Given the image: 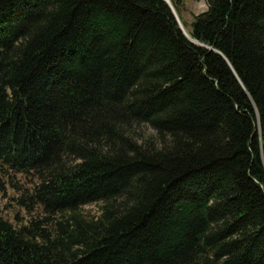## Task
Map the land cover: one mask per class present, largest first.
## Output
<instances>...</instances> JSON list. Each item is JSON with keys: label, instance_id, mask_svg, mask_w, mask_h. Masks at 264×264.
Returning <instances> with one entry per match:
<instances>
[{"label": "trees", "instance_id": "16d2710c", "mask_svg": "<svg viewBox=\"0 0 264 264\" xmlns=\"http://www.w3.org/2000/svg\"><path fill=\"white\" fill-rule=\"evenodd\" d=\"M204 1L185 34L164 0H0V190L29 215L0 264H264V0Z\"/></svg>", "mask_w": 264, "mask_h": 264}, {"label": "rangeland", "instance_id": "374dc122", "mask_svg": "<svg viewBox=\"0 0 264 264\" xmlns=\"http://www.w3.org/2000/svg\"><path fill=\"white\" fill-rule=\"evenodd\" d=\"M177 3L180 9L181 19L179 18L177 12L176 14L181 24H182V20L186 23V26H184L183 24L182 26L185 32L187 33L190 30L192 15L205 11L207 9V4L205 3L204 0H177ZM14 197H15V192L9 187H7L5 191L0 190V215L5 218H8L10 221L14 223H18V221L15 218L16 214L23 220L27 219L29 215L25 213L23 209L16 206L13 200ZM95 210H96L95 204H88L84 206V211L88 214L89 213L95 214Z\"/></svg>", "mask_w": 264, "mask_h": 264}, {"label": "water", "instance_id": "95a60500", "mask_svg": "<svg viewBox=\"0 0 264 264\" xmlns=\"http://www.w3.org/2000/svg\"><path fill=\"white\" fill-rule=\"evenodd\" d=\"M164 1H165V2L168 4V6L170 7V9H171V11H172V13H173V15H174V17H175V19H176V21H177L179 27L181 28V30H182L185 34H187V33L185 32V30H184V28H183V26H182V24H181V22H180L178 16H177V14H176V11H175V9H174V7H173L171 1H170V0H164ZM191 41L194 42V43H196V44H199V42L196 41L195 39H191Z\"/></svg>", "mask_w": 264, "mask_h": 264}]
</instances>
